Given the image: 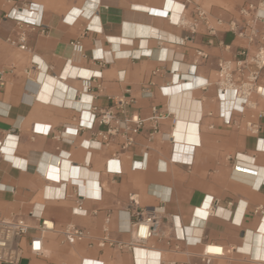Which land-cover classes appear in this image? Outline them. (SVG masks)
Instances as JSON below:
<instances>
[{
  "label": "crops",
  "instance_id": "1",
  "mask_svg": "<svg viewBox=\"0 0 264 264\" xmlns=\"http://www.w3.org/2000/svg\"><path fill=\"white\" fill-rule=\"evenodd\" d=\"M186 1L15 0L22 11L14 16L44 26L28 28L8 18L14 5L0 0V216L27 221L26 243L39 219L56 227L45 236V255L26 248L19 264H203L210 244L211 264H264V95L253 94L238 112L231 99L220 102L215 82L220 60L259 47L226 31L255 0H191L215 31L201 25L188 42L175 25ZM24 31L26 51L8 42ZM197 50L208 59L197 61ZM188 73L192 80L178 82ZM92 107L119 118L146 119L153 108L170 116L153 141L147 123L128 147L118 134L99 148L107 127L89 122ZM36 125L52 133L35 134ZM76 127V137L64 133ZM112 158L121 175L106 172ZM143 158L146 169L133 170ZM51 167L60 169V182L46 179ZM139 208L162 209L160 236L146 249L95 244L105 235L129 244ZM71 224L91 239L68 244L60 232Z\"/></svg>",
  "mask_w": 264,
  "mask_h": 264
},
{
  "label": "built area",
  "instance_id": "2",
  "mask_svg": "<svg viewBox=\"0 0 264 264\" xmlns=\"http://www.w3.org/2000/svg\"><path fill=\"white\" fill-rule=\"evenodd\" d=\"M7 4H15V0H4ZM192 7V11L188 13L189 8ZM16 11H22V9L14 8L7 14L8 18L22 24L28 28H43V24L35 23L33 19H21L14 16ZM31 13H36L31 10ZM264 0H255L254 3H249L238 11L237 20H232L226 23V31L232 32L240 38H244L250 45L259 43V47L253 53L249 48H240L236 52V59L234 61L220 60L218 62V76L216 79V86L218 89V99L223 104L227 99L235 104L234 110L238 112H244L246 106L251 105V97L253 94H259L262 96L264 88L259 85L264 72ZM209 13L198 2L187 0L183 4V10L180 13L179 22L175 25L183 28L188 32V35L183 38L185 42L191 41L193 36L198 33L199 27L204 25L207 28L209 34H213L215 29L210 24ZM218 24H223L222 20L217 21ZM263 28H259V25ZM8 42L22 51L28 50L27 47V35L26 32H22L17 39H8ZM196 60H206L208 55L202 51H196ZM196 61V62H197ZM196 68V67H195ZM194 68V69H195ZM93 76L100 77V73H93ZM6 73L0 70V87L3 88L6 85L5 79ZM193 74H182L178 78V82H189L192 80ZM90 77V76H89ZM208 83L203 84L204 88ZM169 86L162 87L167 89ZM90 123L94 124L99 122L101 125L107 127V131L101 133V143H97L96 146L101 148L103 145H107L110 138L121 134L126 139L124 147H128L133 143V135H136L144 128L147 123L151 124V130L148 134L150 141L155 140L160 135L159 126L162 121L170 116V112L164 113L157 108L152 109V115L149 118L141 119L138 117L131 118H119L118 115L111 109L100 110L96 107H92L89 110ZM226 124L230 123L231 113L229 117L225 116L224 110L220 114ZM40 127V129H39ZM80 127L69 128L64 133L76 137L79 133ZM34 133L44 136H49L52 133L51 126L36 125ZM87 142V141H86ZM91 145L90 141L86 143ZM1 147V143H0ZM191 163V160L189 161ZM131 168L133 170H145L146 164L144 158L141 162H132ZM106 172L109 174L121 175L122 168L120 162L112 158L106 162ZM51 175L57 178L51 177ZM46 179L54 182H60L61 174L59 168L51 167L46 174ZM83 196V194L81 195ZM79 200L82 199L80 196ZM86 198V196H83ZM77 211L82 212L80 203L78 204ZM219 210V209H218ZM217 208L211 209L212 214H216ZM161 211L162 209H147L139 208L133 213L134 221L129 228V232L132 234V241L129 244L121 242H113L105 235L102 239L96 241V245L99 248H104L107 244H116L120 249L134 250L136 248L146 249L147 243L160 236L161 230ZM111 216L106 218V224L110 222ZM31 227L27 221L21 217H2L0 216V263L4 264H19L23 258L24 251H29L30 254L36 256L45 255V236L48 233L56 232L55 224L49 219H39V224L33 228L35 233L31 235L29 241L26 243V236L29 233ZM61 235L64 240L70 245H77L85 242L87 239H91L90 235L83 229L78 228L75 225H68L61 230ZM107 233V227L105 228ZM91 246L94 243L90 244ZM211 249H216V246L210 244L206 252L202 255L201 261L203 264H211L213 257L217 256V253ZM98 264L94 262V264ZM82 264H86L84 261ZM158 264H179L176 262H163L158 261Z\"/></svg>",
  "mask_w": 264,
  "mask_h": 264
},
{
  "label": "bare ground",
  "instance_id": "3",
  "mask_svg": "<svg viewBox=\"0 0 264 264\" xmlns=\"http://www.w3.org/2000/svg\"><path fill=\"white\" fill-rule=\"evenodd\" d=\"M182 10H183V9H182ZM178 16H179V15H178ZM178 22H179V19H178ZM178 22H177V23H178ZM262 92H263V94H262V95H264V90H263ZM248 170H249V169H248ZM250 174H251V173H250Z\"/></svg>",
  "mask_w": 264,
  "mask_h": 264
}]
</instances>
